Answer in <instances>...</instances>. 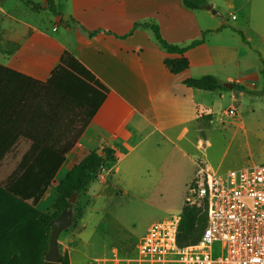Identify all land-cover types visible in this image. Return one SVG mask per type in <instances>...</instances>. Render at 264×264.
<instances>
[{"label": "crops", "instance_id": "1", "mask_svg": "<svg viewBox=\"0 0 264 264\" xmlns=\"http://www.w3.org/2000/svg\"><path fill=\"white\" fill-rule=\"evenodd\" d=\"M50 1L54 15L48 10L30 9L32 13L42 14L40 24L18 20L22 27L7 37L14 47L0 53V65L45 82L66 52L108 92L36 204L41 213L55 199L54 186L89 152L101 153L106 149L119 155L111 168L114 173L126 154L127 158L134 154L132 171L136 172L142 165V157L135 152L145 145L158 147L166 142L186 158L179 147L181 140L188 138L190 131L195 132L201 121L226 111H220L222 90L235 85L256 88L253 83L257 82L258 75L250 66V56L257 50L264 61V0H207V7L215 10V14L207 7L187 9L182 0ZM6 11L0 5V13L6 14ZM134 23L156 24L163 39L178 46H185L209 32L201 44L183 54L188 68L174 75L163 61L179 55L166 53L153 40L149 28H137L123 39L117 37L128 33ZM236 31L242 34L243 40ZM203 76H213L221 86L230 84L231 87L203 91L183 84L186 79ZM45 99L49 107L47 126L39 130L34 121L27 119L21 128L28 136L46 137L47 145L53 148L54 139L74 134L82 122L78 117H84L85 113L52 90L45 93ZM36 149L31 142L22 140L12 153L21 157Z\"/></svg>", "mask_w": 264, "mask_h": 264}, {"label": "rangeland", "instance_id": "2", "mask_svg": "<svg viewBox=\"0 0 264 264\" xmlns=\"http://www.w3.org/2000/svg\"><path fill=\"white\" fill-rule=\"evenodd\" d=\"M4 1L0 0L7 10V15L0 13V53L13 49L7 37L22 27L18 20L33 24L43 21L42 14L32 13L21 1ZM251 53L250 66L258 75L253 83L256 88L235 85L222 90L220 111H226L201 121L196 131H190L188 138L179 143L188 157L166 142L158 147L145 145L135 152L142 157L136 172L132 171L134 154L128 158L126 154L114 173L111 168L119 155L112 154L113 160L106 163L98 180L75 198L72 223L59 234L58 250L61 256L67 254L69 264H94L93 259L108 255L111 249L122 254L144 236L152 223L180 216L188 185L199 167L207 168L214 176H224L264 164L263 58L257 50ZM231 109L234 116L230 115ZM19 158V154L12 153L0 163V184L8 181ZM214 249L218 250L219 244H214Z\"/></svg>", "mask_w": 264, "mask_h": 264}, {"label": "trees", "instance_id": "3", "mask_svg": "<svg viewBox=\"0 0 264 264\" xmlns=\"http://www.w3.org/2000/svg\"><path fill=\"white\" fill-rule=\"evenodd\" d=\"M32 11L48 10L56 14L52 1L34 3L19 0ZM185 8L201 10L208 6L207 0H182ZM137 28H149L153 40L166 52L178 54L175 59H164L163 64L171 74H179L189 66L183 54L201 44L200 39L185 46L166 42L156 24L134 23L128 33L117 36L120 39L131 36ZM242 38L239 31H236ZM94 33H90L93 35ZM261 74L264 76V61ZM183 84L198 90L215 91L223 87L213 76L186 79ZM60 93L63 97L84 111L82 122L69 138L54 139L55 147L47 145V138L40 135H26L21 123L27 119L34 121L42 130L49 117L45 93ZM107 90L74 57L63 53L57 66L45 82H40L0 65V163L12 155V150L23 140L37 147L33 152L22 155L16 168L5 184H0V264H69L64 253L59 263L44 261L48 249L51 222L65 208H72V196L84 195L92 181L98 179L105 170L106 163L113 160L110 150L102 153L89 152L81 161L61 178L54 186L55 199L45 213L35 206L50 186L64 156L77 141L107 95ZM105 156V158H104ZM205 226V215L197 208L182 206L176 241L178 246L194 244L200 238ZM134 246L123 255H130Z\"/></svg>", "mask_w": 264, "mask_h": 264}, {"label": "built area", "instance_id": "4", "mask_svg": "<svg viewBox=\"0 0 264 264\" xmlns=\"http://www.w3.org/2000/svg\"><path fill=\"white\" fill-rule=\"evenodd\" d=\"M230 115H235L234 109ZM184 205L205 215V226L196 243L177 245L181 215L172 216L152 223L130 255L111 249L93 263L264 264V164L224 176H214L199 167L188 185ZM214 244H219L218 250Z\"/></svg>", "mask_w": 264, "mask_h": 264}, {"label": "water", "instance_id": "5", "mask_svg": "<svg viewBox=\"0 0 264 264\" xmlns=\"http://www.w3.org/2000/svg\"><path fill=\"white\" fill-rule=\"evenodd\" d=\"M209 9V7H207ZM211 14H215V10L209 9ZM224 88H230V84H223ZM105 158V156H104ZM75 196H72L70 203L73 204ZM72 223L71 208H65L60 215L51 222V232L48 242V249L44 257V261L48 263H59L61 255L58 250L59 234L67 229Z\"/></svg>", "mask_w": 264, "mask_h": 264}]
</instances>
